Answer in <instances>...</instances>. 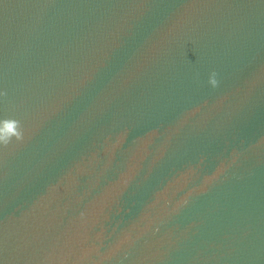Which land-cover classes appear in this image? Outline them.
Here are the masks:
<instances>
[{
  "label": "water",
  "instance_id": "water-1",
  "mask_svg": "<svg viewBox=\"0 0 264 264\" xmlns=\"http://www.w3.org/2000/svg\"><path fill=\"white\" fill-rule=\"evenodd\" d=\"M0 264H264V0H0Z\"/></svg>",
  "mask_w": 264,
  "mask_h": 264
},
{
  "label": "clouds",
  "instance_id": "clouds-1",
  "mask_svg": "<svg viewBox=\"0 0 264 264\" xmlns=\"http://www.w3.org/2000/svg\"><path fill=\"white\" fill-rule=\"evenodd\" d=\"M213 83H214V81H213Z\"/></svg>",
  "mask_w": 264,
  "mask_h": 264
}]
</instances>
